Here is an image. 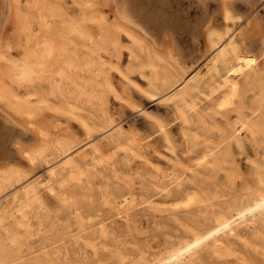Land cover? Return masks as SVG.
I'll return each instance as SVG.
<instances>
[{"label":"rangeland","instance_id":"rangeland-1","mask_svg":"<svg viewBox=\"0 0 264 264\" xmlns=\"http://www.w3.org/2000/svg\"><path fill=\"white\" fill-rule=\"evenodd\" d=\"M27 2L37 16L34 35L47 32L60 38L68 31L66 58L76 60L69 71L74 81L63 79V91L75 89L79 96L73 114L59 109L54 104L57 98L45 107L41 120L48 126L44 137L47 154L33 165L26 157L14 155L13 162L27 174L23 185L49 177L50 162L63 155L58 137L71 138L75 147L63 155V168L52 176L50 183L55 189L38 185L39 199L31 197L28 205L24 206L23 189L18 192L21 199L15 197L20 180L3 185L0 209L6 214L0 223V245L7 247L0 246V264H141L181 240L193 225L210 220L231 202L264 187V55L256 67L239 77L233 102L220 106L218 95L227 88L214 90L223 83L227 69L221 63L213 76L208 72L215 51L203 36L196 45L187 32L178 30L176 41L172 32L170 41H162L161 32L142 26L131 30L133 36L119 30L115 41L113 27L89 15L87 0ZM27 2L23 0L22 6ZM203 3L216 18L222 41L233 34L245 50L262 53L264 0ZM50 5L60 14L50 13ZM115 5L114 0L99 1V16L114 17ZM224 7L231 12L228 20ZM189 10L192 22L201 8L194 5ZM68 19L79 20L80 26L67 27ZM13 36L14 28L9 25L5 38ZM146 47L152 63L148 50H143ZM62 62L63 57L56 55L55 67L47 64L46 69H34L33 76L44 73L58 78L55 71ZM196 72L199 79L193 77ZM166 77L172 81L170 87L155 88L153 82L159 85ZM38 83L51 87V82L42 78L31 87ZM78 85H83L82 95ZM181 86L189 89L188 100L193 102L192 107H186V118L169 95ZM157 119L167 123L168 138L157 132L131 151L130 139L143 136ZM113 120L127 128L120 139ZM85 122L97 130L96 136L90 134ZM242 122L251 124L256 133L254 138L241 136L240 144L233 130ZM209 150H213L210 161L203 163ZM217 151L226 152V156L215 163L212 158ZM76 169L89 173L84 171V177L77 180L72 178ZM18 208L22 211L13 216ZM14 234L17 243L10 239ZM223 239L232 247L229 254L214 255L204 248L192 264H264V232H254L250 226L241 237ZM10 248L14 250L10 252Z\"/></svg>","mask_w":264,"mask_h":264},{"label":"bare ground","instance_id":"bare-ground-1","mask_svg":"<svg viewBox=\"0 0 264 264\" xmlns=\"http://www.w3.org/2000/svg\"><path fill=\"white\" fill-rule=\"evenodd\" d=\"M99 1L101 0H87L90 5L89 15L96 16V20L99 23L112 26L114 29L115 41L119 39V30H123L133 36L131 30L134 27L140 28L142 26L144 28H155L156 32H161L165 37L162 41H170L171 32L174 35V41H176V32H178V30L187 32L189 35L188 39L196 45H198L199 37L203 36L206 41L214 47L215 51L210 57V65L207 69L208 72L213 76L221 63L227 69V76L223 74L226 77L224 76L225 79L222 77L224 79L223 83L214 90L215 92L219 91L220 88H227L218 95V98H220V106H226L233 102L234 95L239 90V77L247 70L256 67L259 64L260 58L264 55V48L259 55L245 50V47H241L239 44L240 38H235L233 34L229 35L226 42L222 41L223 37L219 33L216 18L212 16L209 8L203 3V0H114V4L116 3L114 17H110L109 15L108 17L99 16L97 7ZM22 3L23 0H0V191L3 185L9 183L11 180H20V182L17 183L20 187L17 188L18 186H16L15 188L17 189L14 192L15 197L19 198L18 192L23 189L25 206L29 204L31 197L38 198V185L47 186L51 191L55 189L50 183V181H52V176L55 175L59 169L63 168V155L69 153L75 145L69 137H58L56 142L60 146L63 155L59 157V159H54L50 162L49 177L38 180L36 183L31 182L23 185L24 183L22 180L27 174H25L21 166L13 162L14 160L12 159L14 155H20V157H26L30 164H35V161L46 153V140H44V137L48 135V126L43 124L45 120H41V118L45 116H43L45 107L47 105L51 106L52 100L57 98V103L54 104L57 105L59 109L73 114V107L75 106L74 101L78 99L79 93L77 90L75 91V89L68 92L63 91L64 82L62 80L71 78L69 71L72 66H74L73 63L76 60L75 57L66 58V52L69 50L70 45V37H67L68 31H66L65 34L62 33V35L66 36L60 38L54 37L47 32H39L40 34L37 36L34 35V21L37 16L33 11L31 3L29 4L27 2L28 4L26 7H23ZM42 4V7H46L45 2H42ZM194 5L201 8V10L191 22L188 18L190 13L189 8H193ZM48 10L50 13L54 12L53 14L55 15L60 14L55 11L56 8L53 5H50ZM224 17L226 20L231 18V12L227 7L224 9ZM42 18H44V16ZM65 23L67 27L71 29H77L80 26L79 20L76 19L65 20ZM252 24L253 22L251 25ZM9 25L14 28L15 36L7 40L5 38V31ZM65 29L66 28H64L63 31H65ZM152 38L154 39V37ZM145 49L148 50H146L148 59L150 63H152L150 48H143V50ZM56 55L63 57L62 64H60L55 71V74L59 75L58 78H56L55 75V77L52 75V77H50L44 73H41L37 77L33 76L34 69H46L47 64L50 67H55L56 64L54 63V59ZM223 71L225 72V70ZM199 75L200 73L196 72L193 77L199 79ZM41 78L51 82V87L49 89L44 88L39 83L37 87H31L33 82L41 80ZM71 80L74 81L73 78H71ZM153 83L155 88L161 89L163 86L170 87L172 81L169 77H166L159 85L156 84V81ZM78 87H80V85H78ZM79 90L82 95L84 92L83 85ZM184 90L181 86L176 88L169 95L174 96L175 105L179 108L181 115L186 118L188 116L186 107H192L191 105H193V102L191 100L189 103L188 100L189 91L187 90L189 89ZM61 94H64L62 99L59 97ZM263 120L264 119H262V121ZM113 122L118 137L122 136L127 128L121 122L118 123L115 122V120H113ZM85 125L90 134L96 136L97 130L91 127L87 122H85ZM261 125L258 124V126ZM53 128L54 127H50L51 130ZM166 131L167 123L161 119H157L156 123L149 124V128L145 134L141 133L143 136H139L138 134L135 137L133 135L134 137L130 139L131 141L128 147L130 150L131 148L133 150V146L141 145V143H144L145 140L149 139L150 136L157 132L165 133V136L168 138ZM206 132L209 133L207 130ZM233 132L237 134L236 136L241 144V136L254 138L256 130L251 124L242 122L234 128ZM227 137L228 136H226V139ZM95 149L98 151L100 148L97 147ZM228 149H226V152ZM210 152L212 153L213 150L204 153L202 159L203 163H208L210 161ZM228 152L231 154L230 151ZM225 153L223 151H217L212 158V162H220ZM103 161L104 159L102 162ZM82 171L76 169V171L72 172V178L78 180L85 174L84 171L89 173L87 170ZM188 198L189 200H193L194 197L189 195ZM20 210V208L15 209L12 212L13 216L16 211ZM5 214L6 210H4V208L0 209V223ZM250 226H253L254 232H264V187L262 186L256 193L245 195L240 200L233 203L231 202L226 209L219 211L210 220L199 223L198 225H193L191 229L189 228V234H186L184 237L182 236L183 238L181 237L182 239L178 242L165 247L158 255L150 258L148 257L141 264H192L193 261L199 257V252L204 248H209L208 251H211L214 255L229 254L232 247L229 243L225 242L224 239L222 240V238L228 236L241 237L242 231ZM14 235H10V239L12 243H17L18 237L16 238V235ZM1 245L3 246L2 243ZM5 247L7 246L5 245L2 248ZM10 249H8L10 252L14 250L12 248ZM7 253H9V251Z\"/></svg>","mask_w":264,"mask_h":264}]
</instances>
